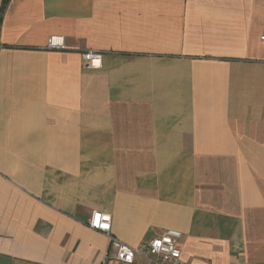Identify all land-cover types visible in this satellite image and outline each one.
<instances>
[{"label": "crops", "instance_id": "0c3cea01", "mask_svg": "<svg viewBox=\"0 0 264 264\" xmlns=\"http://www.w3.org/2000/svg\"><path fill=\"white\" fill-rule=\"evenodd\" d=\"M263 35L264 0H8L0 264H101L93 210L133 247L172 228L187 264H264Z\"/></svg>", "mask_w": 264, "mask_h": 264}, {"label": "built area", "instance_id": "2783aa9c", "mask_svg": "<svg viewBox=\"0 0 264 264\" xmlns=\"http://www.w3.org/2000/svg\"><path fill=\"white\" fill-rule=\"evenodd\" d=\"M261 40L264 42V35ZM46 46L50 49L64 48L63 37L49 36ZM102 54L101 51L93 49L83 51L81 57L84 66L93 67L95 61H100ZM110 220L108 213L99 210H93L87 220L89 227L105 233L110 239L112 252L102 258L101 264H111L110 260L125 264H187L181 257L180 231L165 229L133 247L110 235Z\"/></svg>", "mask_w": 264, "mask_h": 264}, {"label": "trees", "instance_id": "16d2710c", "mask_svg": "<svg viewBox=\"0 0 264 264\" xmlns=\"http://www.w3.org/2000/svg\"><path fill=\"white\" fill-rule=\"evenodd\" d=\"M8 0H2L0 4V17L2 16V13L7 5Z\"/></svg>", "mask_w": 264, "mask_h": 264}, {"label": "rangeland", "instance_id": "374dc122", "mask_svg": "<svg viewBox=\"0 0 264 264\" xmlns=\"http://www.w3.org/2000/svg\"><path fill=\"white\" fill-rule=\"evenodd\" d=\"M112 264V263H111ZM114 264H125V263H118V262H115Z\"/></svg>", "mask_w": 264, "mask_h": 264}]
</instances>
